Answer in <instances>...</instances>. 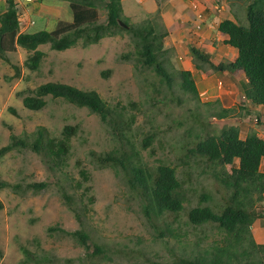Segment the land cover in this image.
I'll use <instances>...</instances> for the list:
<instances>
[{"label":"rangeland","instance_id":"rangeland-1","mask_svg":"<svg viewBox=\"0 0 264 264\" xmlns=\"http://www.w3.org/2000/svg\"><path fill=\"white\" fill-rule=\"evenodd\" d=\"M251 1L235 0L233 10L247 7ZM15 2L23 32L51 31L59 20L72 21L67 1ZM190 6L201 13L195 16L203 24V4ZM6 8L0 0V15ZM121 18L133 28L149 25L155 30L156 53L172 78L171 85L143 65L138 38L127 31H117L94 45L81 42L66 51L41 45L38 49L45 57L36 71L25 65L33 53L21 47L7 53L8 61L0 58V149L10 143L12 133L33 141L39 127L56 138L66 125L77 128L64 165L51 163L29 148L0 157V264H23L25 250L39 257L48 255L53 264L171 263L224 245L225 231L214 224L194 226L188 221V212L198 206L220 212L225 206V187L211 178L210 172H202L205 162L198 165L192 157L188 159L185 146L218 134L228 124L217 117L219 105L208 102L205 95L197 97L181 89L182 68L178 56L167 49L169 33L158 11L135 8L122 12ZM106 22L107 10L100 8L99 23ZM241 23L248 25L247 19ZM181 52L184 58L189 56L186 47ZM48 82L95 90L111 108L113 119L104 123L88 109L60 99L48 98L41 111L25 108L23 97ZM235 117L245 118L246 114L236 110L231 118ZM245 119L254 120L255 126L264 130L262 117L259 121L255 115ZM114 151H125L131 166L141 164L155 170L165 164L175 168L186 198L183 211L175 218L164 214L150 219L144 212L146 200L131 188L125 170L103 167L96 161L95 155ZM238 166L236 159L215 172L226 177ZM82 169L88 172V181L80 174ZM260 169L264 172V159ZM43 182L47 184L43 190L28 188ZM16 185L22 186L19 192ZM206 194L211 199L204 201ZM255 210L262 214L264 202L257 203ZM79 230L90 236L89 250L69 234ZM248 236L264 244V238L256 239L253 227ZM96 245L103 253H94Z\"/></svg>","mask_w":264,"mask_h":264},{"label":"trees","instance_id":"trees-1","mask_svg":"<svg viewBox=\"0 0 264 264\" xmlns=\"http://www.w3.org/2000/svg\"><path fill=\"white\" fill-rule=\"evenodd\" d=\"M69 2L72 21L59 20L54 30L29 33L21 31V22L15 0H6L7 8L0 15V58L8 61L7 53L14 52L18 47L33 54L28 57L25 65L28 69H39L45 53L38 48L50 45L54 51H66L83 45L98 44L104 37L113 36L117 31L131 32L138 38L141 61L144 66L152 68L155 73L171 85L172 78L158 59V39L155 30L144 25L133 28L121 18L123 12L122 0H60ZM100 8L107 10V22L99 23ZM248 25H241L232 20L223 21L219 29L229 35L228 44L239 52L234 62L216 63L209 56L194 46L189 47V54L197 70L204 72L238 71L246 74L249 87L246 96L257 106H264V0H252L245 10ZM124 23L127 27H123ZM181 89L186 93L199 96L194 77L190 71H180ZM48 98L60 99L68 104L86 108L100 117L102 122H111L112 110L95 90H84L78 87L48 82L32 90L23 97V105L31 111H41L48 105ZM214 104V103H213ZM215 105H219L218 103ZM217 114L219 119L232 117L236 108L220 107ZM258 118L260 116H257ZM261 123V121H260ZM77 128L66 125L59 138L51 137L45 127H39L33 141L10 135V143L0 149V157L15 149L29 148L42 154L51 163L64 165L71 152V141L76 135ZM150 138L147 140L149 142ZM185 152L198 165H203L202 172H210V177L220 182L224 187L223 199L225 206L216 212L209 206H198L188 212V221L194 226L214 224L226 232L227 238L222 246H213L214 250H204L203 255L195 258H181L171 263L157 264H264V244H258L251 236L254 222L264 219V212L258 214L255 210L257 203L264 202V172L261 163L264 159V138L256 133L249 134L245 139L240 138L239 130L228 127L218 134L187 144ZM96 161L103 167L115 170L122 168L129 178L133 190L138 191L146 200L144 212L150 218L165 216L176 217L183 211L185 195L182 183L177 177L175 168L162 164L155 170L139 165H132L125 151L109 152L106 155H95ZM239 159V166L233 168L232 174L220 178L215 172L217 167H226ZM212 171V174H211ZM80 174L85 181L89 174L82 169ZM1 186H9L2 184ZM47 187L46 183L29 185L36 192ZM19 192L22 186H14ZM206 194L204 201L211 199ZM66 199H70L65 195ZM2 205L0 204V208ZM174 217V218H175ZM173 218V219H174ZM62 231V230H61ZM79 241L83 248L89 250L90 236L84 231L69 233ZM94 253H103L96 245ZM26 259L23 264H53V258L48 255L35 256L25 250ZM3 252L0 247V258ZM98 264V263H92Z\"/></svg>","mask_w":264,"mask_h":264},{"label":"crops","instance_id":"crops-1","mask_svg":"<svg viewBox=\"0 0 264 264\" xmlns=\"http://www.w3.org/2000/svg\"><path fill=\"white\" fill-rule=\"evenodd\" d=\"M200 2L204 7L202 12L205 16V22L197 31L196 12L190 4ZM234 2L235 0H122V6L123 12L137 8L144 9L147 13H154V11L160 13L169 33L166 36L167 49L178 56L179 66L182 70L190 71L194 78L197 77L195 80L197 89L201 95L206 96L208 102L218 103L224 109L243 110L246 114L245 118L255 115V117L260 116L264 120V106L241 103L242 97L246 95V89L249 87L243 70L218 72L193 70L195 64L189 54L190 46H194L207 54L216 63L234 62L238 58V50L228 44L229 35L219 29L220 24L225 20H232L242 25L241 22L247 19L246 7L240 6L241 8L238 7L240 10H233L232 4ZM4 4H6V0H4ZM184 47H186L189 55L185 58L181 52ZM237 118L230 117L220 119V121L226 122L227 128H237L242 139L253 132L264 138V130L256 127L254 120L243 117ZM263 225V218L254 222L252 227L253 231L255 230L256 239L263 240Z\"/></svg>","mask_w":264,"mask_h":264},{"label":"built area","instance_id":"built-area-1","mask_svg":"<svg viewBox=\"0 0 264 264\" xmlns=\"http://www.w3.org/2000/svg\"><path fill=\"white\" fill-rule=\"evenodd\" d=\"M193 4H197V3H193ZM193 4H192V5H193ZM193 9H194V8H193ZM194 10L196 11L197 9L195 8ZM196 14H197V15H201L200 12H196ZM198 28H200V25H198ZM241 103H242V104H250L251 101H250L249 99H247L246 96H243V97H242V100H241ZM258 119H259V118H257V121H259Z\"/></svg>","mask_w":264,"mask_h":264},{"label":"clouds","instance_id":"clouds-1","mask_svg":"<svg viewBox=\"0 0 264 264\" xmlns=\"http://www.w3.org/2000/svg\"><path fill=\"white\" fill-rule=\"evenodd\" d=\"M198 25H200V27H201L202 24L198 23ZM198 25H197V27H198ZM199 29H200V28H199ZM245 96H246V95H245ZM246 98L249 99L247 96H246ZM249 100H250V99H249ZM250 101H251V100H250ZM250 104H253L252 101H251ZM253 105H255V104H253ZM256 118H258V117H256ZM259 119H260V117H259Z\"/></svg>","mask_w":264,"mask_h":264},{"label":"water","instance_id":"water-1","mask_svg":"<svg viewBox=\"0 0 264 264\" xmlns=\"http://www.w3.org/2000/svg\"><path fill=\"white\" fill-rule=\"evenodd\" d=\"M122 26H123V27H127L124 23H122Z\"/></svg>","mask_w":264,"mask_h":264}]
</instances>
